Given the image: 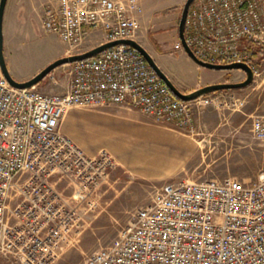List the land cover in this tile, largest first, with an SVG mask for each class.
<instances>
[{
  "label": "built area",
  "instance_id": "obj_1",
  "mask_svg": "<svg viewBox=\"0 0 264 264\" xmlns=\"http://www.w3.org/2000/svg\"><path fill=\"white\" fill-rule=\"evenodd\" d=\"M140 10L138 0H57L44 8L40 24L72 54L83 51L96 30L99 43L135 39ZM184 37L197 58L244 62L256 76L264 0H192ZM67 66L60 92L38 84L16 88L0 73V258L9 264H48L73 226L75 211L55 181L65 175L94 188L115 167L108 151L88 156L60 131L68 108L128 104L158 123L193 132L195 107L224 103L222 90L190 101L175 97L144 57L123 43ZM250 130L264 140V113L252 117ZM84 264H264V170L248 185L230 177L165 182Z\"/></svg>",
  "mask_w": 264,
  "mask_h": 264
},
{
  "label": "rangeland",
  "instance_id": "obj_2",
  "mask_svg": "<svg viewBox=\"0 0 264 264\" xmlns=\"http://www.w3.org/2000/svg\"><path fill=\"white\" fill-rule=\"evenodd\" d=\"M46 1H14L18 9L11 21L15 34L12 45L2 34L8 71L14 68L21 73L32 72L37 66H44L57 58V52L66 48L56 34L41 27L39 13L41 18L45 8L41 4ZM138 1L141 5L140 26L135 39L150 55L154 54L156 64L179 89L188 92L193 89L189 87L204 85L212 79L235 82L244 78L241 70L208 68L185 57L182 47L177 45V23L185 0ZM10 2L7 1L6 10ZM6 19L3 17V29ZM100 40V31L96 30L80 48L89 49ZM257 50H261L256 53L255 60L259 73L245 86L223 89L224 103L220 106L195 107L193 132L174 129L150 117L147 125L168 128L182 141L178 147L167 145L165 150L148 149L136 154L123 152L126 155L119 158L110 146H103L102 150L114 158L115 167L96 187L84 186L65 175L55 181V189L75 212L73 226L64 233L55 257L48 264H84L91 252L106 246L117 236L135 209L145 205L152 192L165 182L230 177L248 185L255 180L257 173L264 170V140L252 138L250 130L252 117L264 113V47ZM67 81L68 66L65 63L43 77L39 81L43 87L39 88L46 92H60L65 89ZM111 106L113 104L74 107L119 111ZM93 119L81 120L77 131L73 132V137L88 147L105 141V132L100 131L102 127L98 128ZM122 131L118 137H127L126 130ZM117 148V154H122ZM55 179L57 177L52 178ZM0 264L9 263L0 258Z\"/></svg>",
  "mask_w": 264,
  "mask_h": 264
},
{
  "label": "crops",
  "instance_id": "obj_3",
  "mask_svg": "<svg viewBox=\"0 0 264 264\" xmlns=\"http://www.w3.org/2000/svg\"><path fill=\"white\" fill-rule=\"evenodd\" d=\"M7 1L8 0H6L5 2L3 16H2V21H3V17L5 18L7 17L6 26L4 29L2 28V32H3L2 34L4 35L5 40H7L8 43L9 44L11 43L12 45L13 41L11 40L15 34H14V27L13 25H11V21L16 16L17 14L16 10L18 8L16 2H14L15 0H11L9 8L8 10H6ZM56 2L57 0H47L46 2L42 3L41 6L43 8L47 6H55ZM39 19H40V13H39ZM182 51L185 57L191 59L184 52L183 49ZM65 53H66V48H63L62 50L57 52V55L62 56ZM151 55L154 58V54L151 53ZM42 67L43 66L41 67L37 66L36 68H34V70H32V72L29 73H21L15 70L14 68H9V73L15 80L23 81L30 78ZM213 82L216 81L212 79L205 84L213 83ZM199 86L202 85L199 84L193 85L189 88L194 89ZM38 87L42 88L43 86L41 84H38ZM111 107H113L114 110L119 109V111L118 112L116 111L112 112L111 110L106 111V109H102V108L85 110L83 108L70 107L65 111L64 115L62 116L59 124V129L62 133L70 137L72 141L76 143V145H78L82 149V151L88 156L95 155L97 152L102 150L103 146L104 147L110 146V150L114 151L113 152L114 155H117L120 158L126 155L123 152H129V153L135 152L134 154H136L137 152H141L143 150H148V149L165 150L168 146L178 147L179 144H181L180 142L182 141L178 140L175 136H173V134H171L170 131H168L169 130L168 128L164 127L165 129H160L158 125H153V124L148 126L147 124L148 121H150L151 116L141 112L137 108L132 107L128 104H113V106ZM89 118H94L93 120L97 121L98 128L102 127L100 131L102 130L103 132H105L104 143L100 145H94L88 147L85 146L82 141L77 140L73 137V132L77 131V124L84 119L89 121ZM124 129L126 130L127 137H118L119 132L122 133L123 132L122 130ZM116 147H118L117 148L118 153L122 152V154H117V152L115 151Z\"/></svg>",
  "mask_w": 264,
  "mask_h": 264
},
{
  "label": "water",
  "instance_id": "obj_4",
  "mask_svg": "<svg viewBox=\"0 0 264 264\" xmlns=\"http://www.w3.org/2000/svg\"><path fill=\"white\" fill-rule=\"evenodd\" d=\"M192 0H185L183 3V6L181 8L180 16L177 23V37L180 41L181 47L184 50V52L191 58L194 62L201 66H205L208 68L213 69H221V70H231V69H238L241 70L244 73V78L239 81L231 82V81H219V82H213L208 83L202 86H199L197 88H194L188 92L178 89L174 83L170 80V78L164 73V71L156 64L153 57L150 55V53L136 40L133 38H118L114 40H109L105 42H101L89 49L83 50L81 52L72 53V54H65L62 56H59L49 63H47L45 66H43L40 70H38L34 75H32L30 78L18 81L15 80L9 73L3 56V36H2V16H3V10L5 6L6 0H0V73L5 77V79L8 81V83L16 88H27L31 85L38 84L39 81L48 75L55 67L70 63L75 60L92 57L98 54L103 49L110 47L114 44H127L131 46L132 48L136 49L146 60V62L149 64V66L153 69V71L162 79V81L167 85V87L170 89L172 94L183 100V101H190L192 99H195L198 96L204 95L206 93L217 91V90H223V89H233V88H239L242 86L247 85L252 79H253V73L251 68L247 63L244 62H231V63H211L204 60H201L197 58L190 47L187 45L184 37V21L186 12L188 9V6L190 5Z\"/></svg>",
  "mask_w": 264,
  "mask_h": 264
},
{
  "label": "trees",
  "instance_id": "obj_5",
  "mask_svg": "<svg viewBox=\"0 0 264 264\" xmlns=\"http://www.w3.org/2000/svg\"><path fill=\"white\" fill-rule=\"evenodd\" d=\"M258 51H261V50H256V52L255 53H258ZM39 84V83H38Z\"/></svg>",
  "mask_w": 264,
  "mask_h": 264
}]
</instances>
